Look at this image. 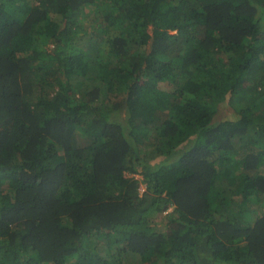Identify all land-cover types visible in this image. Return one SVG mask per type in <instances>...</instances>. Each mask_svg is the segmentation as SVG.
<instances>
[{
  "label": "trees",
  "instance_id": "trees-1",
  "mask_svg": "<svg viewBox=\"0 0 264 264\" xmlns=\"http://www.w3.org/2000/svg\"><path fill=\"white\" fill-rule=\"evenodd\" d=\"M0 264H264V0H0Z\"/></svg>",
  "mask_w": 264,
  "mask_h": 264
},
{
  "label": "rangeland",
  "instance_id": "rangeland-1",
  "mask_svg": "<svg viewBox=\"0 0 264 264\" xmlns=\"http://www.w3.org/2000/svg\"><path fill=\"white\" fill-rule=\"evenodd\" d=\"M151 31V30H150ZM137 177H139V178H142V176L141 175H136ZM145 189H146V184L143 182V183H141V187H140V191L141 192H144L145 191ZM171 210V209H170Z\"/></svg>",
  "mask_w": 264,
  "mask_h": 264
}]
</instances>
